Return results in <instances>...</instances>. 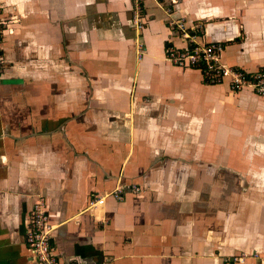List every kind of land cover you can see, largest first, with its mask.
Returning a JSON list of instances; mask_svg holds the SVG:
<instances>
[{"label":"crops","instance_id":"obj_1","mask_svg":"<svg viewBox=\"0 0 264 264\" xmlns=\"http://www.w3.org/2000/svg\"><path fill=\"white\" fill-rule=\"evenodd\" d=\"M0 8V264H34L39 201L63 264H264V96L165 57L183 18L223 63L264 68V0H145L139 32L130 0Z\"/></svg>","mask_w":264,"mask_h":264},{"label":"built area","instance_id":"obj_2","mask_svg":"<svg viewBox=\"0 0 264 264\" xmlns=\"http://www.w3.org/2000/svg\"><path fill=\"white\" fill-rule=\"evenodd\" d=\"M132 24L136 32H139L144 25V3L145 0H130ZM0 8V43L4 35L7 21L1 17ZM169 24L172 28L177 29L180 37L187 42V46L177 48L175 46H167L166 59L172 64L181 68H195L201 71L204 81L207 84H220L226 82L232 91H239L244 87L251 88L254 92L264 96V68L247 72L242 68L229 66L220 60L224 44L220 41L202 42L195 41L197 36L203 35V24L198 23L187 27L184 19L171 20ZM141 52V45L138 46ZM139 54V53H138ZM140 55V54H139ZM3 58L0 50V68ZM140 186L134 183L119 184L113 190L108 192L106 196L115 199H122L126 191L137 193ZM104 196L91 195L89 206L95 208L103 204ZM51 225L48 221V213L44 203L37 202L33 205L28 213L27 225L24 234V244L28 251L29 258L34 264H63L54 253L52 244ZM245 253L233 254L226 258L227 264L235 262L241 264L244 262Z\"/></svg>","mask_w":264,"mask_h":264},{"label":"rangeland","instance_id":"obj_3","mask_svg":"<svg viewBox=\"0 0 264 264\" xmlns=\"http://www.w3.org/2000/svg\"><path fill=\"white\" fill-rule=\"evenodd\" d=\"M131 19H132V14H131Z\"/></svg>","mask_w":264,"mask_h":264}]
</instances>
